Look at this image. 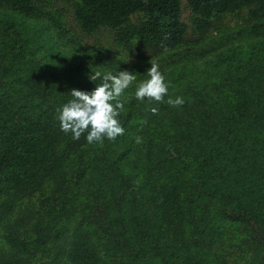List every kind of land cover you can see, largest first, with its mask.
<instances>
[{"label": "trees", "instance_id": "obj_1", "mask_svg": "<svg viewBox=\"0 0 264 264\" xmlns=\"http://www.w3.org/2000/svg\"><path fill=\"white\" fill-rule=\"evenodd\" d=\"M52 1L0 0V264H264V43L221 54L213 68L225 79L175 70L163 103L137 100L132 84L120 98L125 133L88 144L60 130L58 109L72 89L129 68L70 38L44 8ZM63 1L83 34L108 30L150 60L187 36L182 0ZM184 1L199 34L248 8L249 32L264 37V0ZM18 17L35 23L15 39ZM177 97L183 106L167 103Z\"/></svg>", "mask_w": 264, "mask_h": 264}, {"label": "rangeland", "instance_id": "obj_2", "mask_svg": "<svg viewBox=\"0 0 264 264\" xmlns=\"http://www.w3.org/2000/svg\"><path fill=\"white\" fill-rule=\"evenodd\" d=\"M182 3V20L188 28L187 36L183 45L177 50L166 54V56L170 55V57L163 60L162 58L160 60H150L145 54L138 51L136 43H134L131 48H123L117 45L113 40V33L108 30L102 29L91 35L83 34L73 21L72 7L67 1L57 0L43 5L49 12L61 14L63 26L67 30L70 38L89 47L103 46L115 57L123 60L129 68V72L136 75V80L133 84H140L150 78L147 75V70L151 67L150 62L158 63L159 70L165 77L169 76L177 69L193 68V71L201 77L215 74L217 77L225 79L228 75L225 69L213 68L214 66L219 68L218 64L221 54H232L234 56L231 57L238 58L241 55H245L253 45L257 46L259 45L258 43H264V37L249 32L250 25L253 21L248 8H243L235 14L219 16L214 20L213 31L202 35L195 30L190 11L186 7L185 1L182 0ZM7 15V11L0 8V18H5ZM34 23L35 21L32 19L18 17L16 19V27H9L8 29L12 33L13 38L16 39L19 33L25 32V30L32 27ZM2 27L3 23H0V29ZM236 88L237 85L233 84L231 91H234ZM139 123V118L133 121L134 126ZM88 159L89 158H86L85 160ZM71 160L72 161L68 165L69 171H71L74 166L77 157L73 156ZM50 188H52V184L47 187L46 192H50ZM1 201L2 200H0V203ZM35 201H37V198L21 200L17 203V206L22 207L27 204H33ZM22 210L23 208H14V216ZM2 247V240L0 238V248Z\"/></svg>", "mask_w": 264, "mask_h": 264}, {"label": "clouds", "instance_id": "obj_3", "mask_svg": "<svg viewBox=\"0 0 264 264\" xmlns=\"http://www.w3.org/2000/svg\"><path fill=\"white\" fill-rule=\"evenodd\" d=\"M150 64L151 67L147 70L150 78L139 84L135 97L141 102L147 98L149 103L153 101L163 103L165 96L168 95L169 84L165 82L159 64L151 62ZM89 78L94 82L101 79V73L91 74ZM135 80L136 75L125 70L120 71L118 75L104 74L102 82L96 84L91 92L72 89L70 92L72 99L58 109L60 130L65 134L71 133L73 140H79L86 134L88 144L103 145L105 139L115 141L125 133L118 119L124 110V101L120 98ZM167 103L172 107H180L185 101L182 97H177L169 98ZM151 111L157 114L158 109L152 108ZM135 142L142 143V137L137 136Z\"/></svg>", "mask_w": 264, "mask_h": 264}]
</instances>
